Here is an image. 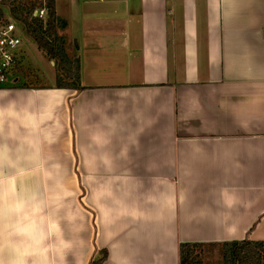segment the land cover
<instances>
[{"label":"crops","instance_id":"1","mask_svg":"<svg viewBox=\"0 0 264 264\" xmlns=\"http://www.w3.org/2000/svg\"><path fill=\"white\" fill-rule=\"evenodd\" d=\"M53 4L81 89L0 86V264L264 253V0Z\"/></svg>","mask_w":264,"mask_h":264},{"label":"trees","instance_id":"2","mask_svg":"<svg viewBox=\"0 0 264 264\" xmlns=\"http://www.w3.org/2000/svg\"><path fill=\"white\" fill-rule=\"evenodd\" d=\"M2 6L26 35L53 62L57 68L54 86L62 89L80 88L79 62L71 58L65 49L64 39L58 31L65 28L64 20L56 16L53 0H4ZM45 9V16L38 19L32 16L35 9ZM5 12L0 8V17ZM199 243H181L178 246L179 264H202ZM222 264H264L263 244L249 240L223 242L220 245ZM106 254L95 260L94 264L104 261Z\"/></svg>","mask_w":264,"mask_h":264},{"label":"rangeland","instance_id":"3","mask_svg":"<svg viewBox=\"0 0 264 264\" xmlns=\"http://www.w3.org/2000/svg\"><path fill=\"white\" fill-rule=\"evenodd\" d=\"M7 19L12 22L6 12ZM15 24V23H14ZM16 33L20 39L17 51L18 66L10 70V82L16 78L22 83L52 84L59 73L47 56L37 47V45L26 35L18 24H15ZM15 67V65H14ZM9 81V80H8ZM1 86V85H0ZM203 250V255H202ZM202 264H222L220 246L201 248Z\"/></svg>","mask_w":264,"mask_h":264},{"label":"built area","instance_id":"4","mask_svg":"<svg viewBox=\"0 0 264 264\" xmlns=\"http://www.w3.org/2000/svg\"><path fill=\"white\" fill-rule=\"evenodd\" d=\"M4 0H0V8L3 9L2 17H0V85H4L9 80L10 69L17 61V51L20 44V39L16 33L15 24L7 19L6 11L2 6ZM32 16L42 19L45 16V9L38 8L32 13ZM15 23V24H14Z\"/></svg>","mask_w":264,"mask_h":264}]
</instances>
